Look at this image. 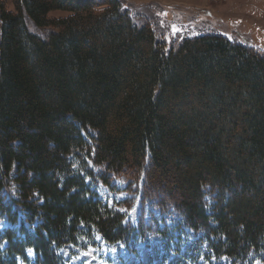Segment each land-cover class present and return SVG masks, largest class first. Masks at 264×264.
<instances>
[{"label": "trees", "instance_id": "1", "mask_svg": "<svg viewBox=\"0 0 264 264\" xmlns=\"http://www.w3.org/2000/svg\"><path fill=\"white\" fill-rule=\"evenodd\" d=\"M138 10L0 0V264L27 263L28 249L60 264L61 247L94 234L131 239L87 178L129 192L143 180L141 236L150 205L203 231L216 260L264 251V52L221 34L167 45Z\"/></svg>", "mask_w": 264, "mask_h": 264}, {"label": "rangeland", "instance_id": "2", "mask_svg": "<svg viewBox=\"0 0 264 264\" xmlns=\"http://www.w3.org/2000/svg\"><path fill=\"white\" fill-rule=\"evenodd\" d=\"M139 9L137 12L151 19L157 34L163 35L166 44L179 43L183 38L202 34H221L230 41L252 45L264 52V0H127ZM52 17L66 16L54 11ZM168 48V46H167ZM94 173L99 172L97 167ZM112 189L100 181H85L107 206L125 214L134 231L127 242L109 244L99 234L93 240L81 238L77 244L61 247L57 253L60 264H229L226 257H211L204 233L195 234L182 225L174 212L160 213L155 207L146 206L145 222L150 229L141 236L138 220L141 214V186L143 180L133 183L132 192L126 190L128 181L111 179ZM16 186L12 193L16 192ZM137 189V190H135ZM127 201H132L130 207ZM206 202L213 204L207 196ZM157 224V227L153 226ZM10 226L0 223L1 229ZM28 262L36 264V254L28 249ZM251 264H264V251L252 256Z\"/></svg>", "mask_w": 264, "mask_h": 264}]
</instances>
